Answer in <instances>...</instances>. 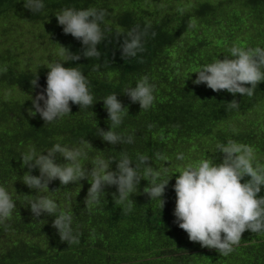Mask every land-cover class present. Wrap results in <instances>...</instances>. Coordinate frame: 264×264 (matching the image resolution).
<instances>
[{
  "label": "trees",
  "instance_id": "1",
  "mask_svg": "<svg viewBox=\"0 0 264 264\" xmlns=\"http://www.w3.org/2000/svg\"><path fill=\"white\" fill-rule=\"evenodd\" d=\"M24 3L0 0V186L16 204L0 224V264H264V233L246 229L224 256L189 240L173 216V185L185 163L208 157L220 163L223 153L217 145L228 141L252 147L256 161L264 163V81L252 96L192 82L193 71L223 59L234 44L264 47V0H44L37 13ZM65 7L105 9L101 26L107 30L97 46L99 58L81 55L63 65L84 73L94 104L80 110L70 102L71 113L45 123L39 114L28 115L30 96L46 86L49 61L63 60L57 55L60 45L71 53L83 51L81 42L57 23L55 14ZM137 24L150 26L142 50L123 58V33ZM145 75L155 86L154 103L147 110L124 93ZM36 76L40 87L33 88L30 82ZM112 93L128 109L115 131L131 134V144L111 145L98 136V127L107 130L111 123L101 99ZM233 99L238 108L228 107ZM57 142L82 146L87 152L81 160L84 167L90 168L94 157L118 160L122 154L137 164V155L143 154L155 169L166 166L160 179L172 176L162 208L144 192L145 179L129 197L130 211L127 201L117 202L114 185L105 186L98 205L86 207L90 177L68 185L56 179L39 192L29 189L22 182L29 169L21 155L29 147L42 152ZM178 152L184 153L183 161L175 158ZM157 153L167 160L158 159ZM57 162L64 158L58 156ZM139 166L142 171L144 165ZM115 168L113 161L109 170ZM31 174L39 175L38 169ZM42 194L72 214L76 241L60 239L52 226L54 217H33L29 201ZM257 195H264V187Z\"/></svg>",
  "mask_w": 264,
  "mask_h": 264
},
{
  "label": "clouds",
  "instance_id": "2",
  "mask_svg": "<svg viewBox=\"0 0 264 264\" xmlns=\"http://www.w3.org/2000/svg\"><path fill=\"white\" fill-rule=\"evenodd\" d=\"M24 6L32 13L44 8V0H25ZM106 10L103 8L86 7L76 9L62 8L55 14L58 25L65 34H71L83 46L82 53H71L61 47L57 55L63 60H50L47 65L46 86L42 91L30 96L31 107L27 109L29 116L39 114L45 123L56 121L71 113L70 102L79 106L80 110L94 104L93 94L84 73L75 66L65 67L64 62L77 61L83 55L86 58H99L101 52L98 45L105 39ZM149 25L143 27L137 24L123 33L120 44L122 57H134L142 50ZM154 36L155 33L153 32ZM65 52L68 55L65 56ZM194 84L204 83L213 91L227 90L252 96L258 83L264 81V47H241L232 45L228 55L223 59L215 58L211 62L199 66ZM191 72V73H193ZM33 88H38V77L31 80ZM250 85V86H245ZM154 85L149 78L141 76L135 81V86H129L124 93L133 103H139L141 109L147 110L154 103ZM107 112L110 126L107 130L98 127V136L111 145L131 144L133 136L115 131L122 123L128 109L117 99V94H108L101 99ZM235 99L228 103L229 108H238ZM151 127V125H149ZM217 150L223 153L220 163L205 158L197 162H188L176 173L173 189L175 191V206L173 209L174 223L185 230L189 240L199 242L202 247L215 249L220 255H229L241 240V234L247 229L252 233H264V195L258 196L264 187V163L256 161L252 147L234 141L217 145ZM46 154H43L45 153ZM63 157L64 162H57V157ZM158 159L167 160L161 154ZM87 158V152L82 146L62 145L54 143L50 148L37 152L34 147L21 155V160L29 169L23 174L22 182L29 188L39 192L48 189L51 181L58 179L61 185L70 182L89 180L90 187L84 199L86 207L91 208L101 202L105 194V186H116L117 202L127 201V210L132 203L130 195L140 184L141 179L147 180L145 193L150 200H158L163 206V194L169 178L161 180L163 170L155 169L147 163L149 158L138 154L140 166L127 155L122 154L118 160H106L101 156L94 157L91 167H84L82 159ZM177 160L185 159L183 152L176 153ZM116 162L115 170H109L112 162ZM134 165V166H133ZM36 168L39 175L31 174ZM249 177L241 180L245 177ZM33 217L42 214L54 217L52 226L58 231L62 241L72 243L78 236L73 229V216L68 211L60 210L55 199L48 195H38L29 201ZM16 204L4 186H0V224L9 218ZM223 234V235H222Z\"/></svg>",
  "mask_w": 264,
  "mask_h": 264
}]
</instances>
